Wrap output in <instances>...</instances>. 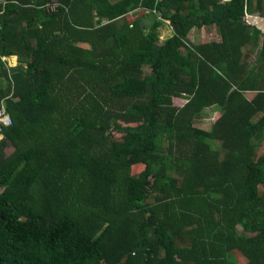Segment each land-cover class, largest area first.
Segmentation results:
<instances>
[{"label": "trees", "instance_id": "obj_1", "mask_svg": "<svg viewBox=\"0 0 264 264\" xmlns=\"http://www.w3.org/2000/svg\"><path fill=\"white\" fill-rule=\"evenodd\" d=\"M252 12L264 0H0V264H264Z\"/></svg>", "mask_w": 264, "mask_h": 264}, {"label": "rangeland", "instance_id": "obj_2", "mask_svg": "<svg viewBox=\"0 0 264 264\" xmlns=\"http://www.w3.org/2000/svg\"><path fill=\"white\" fill-rule=\"evenodd\" d=\"M131 12V11H130ZM128 12V13H130ZM141 14V12L139 13V15ZM143 16V15H142ZM128 20H131L133 18V16H130V14L127 15ZM245 20L247 21V23H251L250 19L248 18V15H244ZM152 19V16L149 15H145L143 16V21L148 24L150 22V20ZM263 27L260 26V29H262ZM170 29L167 28L165 25H162L159 28V41L161 42L164 38H166L167 36H169L170 33ZM263 32H264V28H263ZM189 39L193 42H196L198 39L202 40L204 39H213L217 37L216 31L214 28H212L211 32L205 31V29L197 31L196 28H193L190 31L189 34ZM9 56L7 57H3L4 60H6L7 65L9 64V62L14 63V57L11 55L9 58ZM250 96V95H248ZM173 103L175 105H181L183 103V100L181 98H173ZM202 115L196 119V121L194 122L195 126H198L200 128L203 129H209L210 125H211V121H213V119L217 116V114L214 112V107H210L207 109H204L203 112L201 113ZM113 135L117 136L116 132L112 133ZM121 136V135H120ZM1 137V135H0ZM10 151V148L6 150V153H8ZM260 152H264V147L262 146V148L260 149ZM237 229L240 231L241 227L237 226ZM234 256L237 259V261L239 262V264H243L246 262V259L237 251H234Z\"/></svg>", "mask_w": 264, "mask_h": 264}, {"label": "crops", "instance_id": "obj_3", "mask_svg": "<svg viewBox=\"0 0 264 264\" xmlns=\"http://www.w3.org/2000/svg\"><path fill=\"white\" fill-rule=\"evenodd\" d=\"M139 13H140V12H139ZM139 13H133V15H135V17H137V16L139 15ZM136 14H137V15H136ZM245 15H248V18L250 19V22H251L250 24L256 26V27L259 28V29H260V26H262V27L264 28V17L258 15V13H254V12H252V13H245ZM135 17H134V18H135ZM263 28L260 29L262 33H264V32H263ZM211 30H212V28H211L210 30H206V29H205V31H208V32H211ZM12 56L14 57V61H13L14 63L9 62L8 65H10V66H14V65H16V63H17V61H16V56H14V55H12ZM9 57H10V56H9ZM9 57H8V58H9ZM254 58H255V51L250 53V55H249V57H248V60L251 59L250 61H253ZM2 59H3V57H2ZM3 60H4V59H3ZM5 61H6V60H5ZM246 94H247V96H248V95H250V96L252 95L251 92H246ZM0 108H3V109L5 110L4 105H3V102H0Z\"/></svg>", "mask_w": 264, "mask_h": 264}, {"label": "built area", "instance_id": "obj_4", "mask_svg": "<svg viewBox=\"0 0 264 264\" xmlns=\"http://www.w3.org/2000/svg\"><path fill=\"white\" fill-rule=\"evenodd\" d=\"M130 16H133L134 19L135 15L133 13H129ZM11 123L9 115L5 112L3 108H0V125H9Z\"/></svg>", "mask_w": 264, "mask_h": 264}]
</instances>
